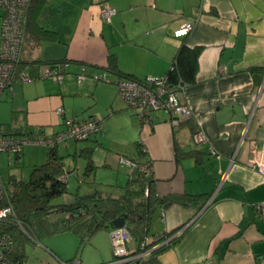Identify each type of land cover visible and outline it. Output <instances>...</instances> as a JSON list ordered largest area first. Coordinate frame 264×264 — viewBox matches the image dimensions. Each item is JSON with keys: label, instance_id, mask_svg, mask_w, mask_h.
Listing matches in <instances>:
<instances>
[{"label": "crops", "instance_id": "0c3cea01", "mask_svg": "<svg viewBox=\"0 0 264 264\" xmlns=\"http://www.w3.org/2000/svg\"><path fill=\"white\" fill-rule=\"evenodd\" d=\"M102 5L115 9L109 21L100 16ZM189 21L190 32L175 37L174 30ZM36 22L55 38L29 33L20 68L32 80L14 83L1 95L11 107L5 123L16 132L49 134L61 131L66 118L100 121V130L82 143L68 139L57 145L62 156L84 159L83 174V154L90 150L96 168L87 175L101 169L109 176L94 183L105 191L94 187L77 196L121 197L142 174L144 195L150 191L159 199L145 222L150 252L120 264H260L264 216L255 206L264 202V174L248 162L264 144V0H46ZM183 44L201 48L195 80L177 90L191 116L174 125L158 110L140 121L115 81L121 75L141 80L166 74ZM112 57L116 72L107 69ZM53 62H61V81L44 75V64ZM103 71L109 81L76 82L81 72ZM196 132L203 142L196 141ZM30 152L24 148L21 155L26 159ZM130 162H149L150 174ZM73 170L77 175L78 166ZM75 201L76 196L63 203ZM111 229L97 230L82 245L73 231L40 237L25 262L111 263ZM162 235L174 241L155 251L162 244L154 240ZM141 239L131 235L127 249L138 250Z\"/></svg>", "mask_w": 264, "mask_h": 264}, {"label": "built area", "instance_id": "2783aa9c", "mask_svg": "<svg viewBox=\"0 0 264 264\" xmlns=\"http://www.w3.org/2000/svg\"><path fill=\"white\" fill-rule=\"evenodd\" d=\"M32 0H0L1 14L0 26V97L5 92H11L14 83L28 82L32 78L20 68V58L25 41L27 25V11ZM115 13V9L108 5H102L100 16L103 20L109 21ZM193 27V21H189L174 30L175 37L186 36ZM45 77H51L55 81H61L63 77L61 63L44 64ZM87 78L94 81H109L107 72L93 73L87 75L81 72L76 75V82L80 83ZM115 84L118 95L125 101L127 107L136 112L138 119L148 122L150 111L163 110L170 115V122L174 125L191 116V110L187 105L180 102L177 91L167 83L166 75L146 76L144 79L119 77ZM57 113L62 114L63 109L57 108ZM64 128L56 133H43L34 131H23L20 134L7 133L0 125V152H5L9 157L19 156L25 146L53 147L68 139L85 140L98 132L101 123L96 118L77 120L75 118L64 119ZM194 138L203 142L201 133L196 132ZM210 151H212L210 149ZM131 167L143 173L150 174L151 165L149 162L132 163ZM248 166L264 174V144H262L258 156L248 162ZM65 179V175L61 176ZM256 211L264 216V202L255 206ZM12 220L16 225L21 226V221L16 218L13 206L9 199L8 187L0 174V224ZM130 234L126 226L112 228L109 231V238L112 247L113 264L136 259L150 252L149 239L144 237L136 251H129L126 242ZM164 238V239H163ZM162 245L167 243V237L159 236L155 240ZM14 243L12 237L0 228V264H25L24 261L12 260L10 254ZM264 264V257L259 260ZM61 264H79L76 258L70 261H62Z\"/></svg>", "mask_w": 264, "mask_h": 264}, {"label": "trees", "instance_id": "16d2710c", "mask_svg": "<svg viewBox=\"0 0 264 264\" xmlns=\"http://www.w3.org/2000/svg\"><path fill=\"white\" fill-rule=\"evenodd\" d=\"M45 1H31L27 11L25 41L30 32L39 39L52 40L55 38V32L40 27L36 22L37 13ZM200 51V47L190 48L184 44L178 48L169 69L164 74L167 77V83L175 91L195 80ZM107 69L117 71L113 57L109 59ZM121 76L132 78L127 75ZM20 133L17 131L15 134ZM46 148L45 161L33 166L28 180L11 178L7 186L15 216L21 221V226L16 225L12 220L0 224V228L13 239L14 247L10 254L12 260L25 262L22 253L23 244L17 243L21 232L19 228L24 231L26 227L27 231L25 230L24 233L33 241H35L34 235H37V228H41L38 230V238L41 234L50 236L63 231H73L80 237V245H82L94 232L111 227V221L125 213L130 236L139 234L141 238H144L146 219L151 207L159 200L157 197H152L150 191L147 196L144 195V175L138 174L135 179L132 178L127 186L126 194L121 197H103L100 193H90L76 196V201L71 204L56 202L54 200L67 191L66 180L61 178L65 174L63 156L58 152L57 145ZM83 155L86 159L84 174H88L96 166L93 164L90 150L85 149ZM55 208H61L65 213L64 216L49 219L48 212ZM172 241L174 239L161 245L155 251L164 248Z\"/></svg>", "mask_w": 264, "mask_h": 264}, {"label": "rangeland", "instance_id": "374dc122", "mask_svg": "<svg viewBox=\"0 0 264 264\" xmlns=\"http://www.w3.org/2000/svg\"><path fill=\"white\" fill-rule=\"evenodd\" d=\"M3 13V10L0 9V16ZM0 26H1V17H0ZM24 47V45H23ZM23 52V49H22ZM22 56V54H21ZM31 81V80H30ZM4 104H6V102H2L0 101V124L2 125L3 131L7 132V133H16V129L11 128L10 129V125H8L9 123H5V120H9L11 118V110L8 106H4ZM7 105V104H6ZM73 143V142H72ZM78 143H82V141L78 142ZM30 150L31 152L29 153V156H27L26 159H24L23 155H21V153L23 152V150ZM22 149V152L20 153L19 156H12L9 157L7 153L5 152H0V174L5 182V184L8 186L10 183V179L14 178L17 180H28L31 170L33 168V166L35 165H39L41 164V162L45 161V157H46V152H47V148L46 147H39V146H25ZM40 152H43V157L42 159H38L40 157H38L40 155ZM39 153V154H38ZM73 157H70L67 155V153L65 152L63 154V163L66 166L65 167V172H67L68 170H72L75 168V166H78V173L76 175V171L74 172H70L69 176H68V180H66V186H67V191L64 195L56 198L54 201L56 202H65L67 201V198H69L71 201L75 198V196L79 195V194H84L86 192V190L88 189H93L94 187L96 188V190L99 191H105V189L103 188V186L101 184H94L95 182H99V180H103V178H109L105 177L104 175H102L103 170H99L97 173V176L94 174H91V176L87 175V174H83V170H84V165H85V161L84 159H82L81 157H77V162L73 160ZM78 160H79V165H78ZM84 162L83 165H81L82 161ZM80 176H84L85 181L84 182H80L79 177ZM101 187V188H99ZM64 216V215H63ZM25 227V226H24ZM20 229V237L17 241L18 244H23L22 247V253H23V258L26 257H31L33 256V247H34V242L39 243L40 239L38 238V230H40L41 228H37V235H34V240L33 241L30 237H28L24 232L25 230L27 231V228L25 227V230L23 231L22 228ZM47 236V235H46ZM45 235L41 234V238L42 240L46 237ZM53 236V235H52ZM44 237V238H43ZM41 240V241H42ZM43 243V241H42ZM21 251V250H20Z\"/></svg>", "mask_w": 264, "mask_h": 264}, {"label": "water", "instance_id": "95a60500", "mask_svg": "<svg viewBox=\"0 0 264 264\" xmlns=\"http://www.w3.org/2000/svg\"><path fill=\"white\" fill-rule=\"evenodd\" d=\"M65 213L63 212V210L61 208H55V209H52L48 212V218H55V217H61L63 216ZM126 220H127V216L126 214H122L118 217H115L111 223H110V226L111 228H119V227H122L125 225L126 223ZM113 264H120V262L118 263H113Z\"/></svg>", "mask_w": 264, "mask_h": 264}]
</instances>
